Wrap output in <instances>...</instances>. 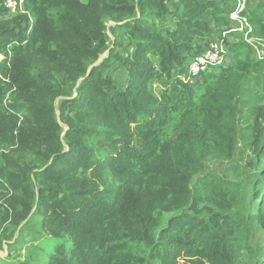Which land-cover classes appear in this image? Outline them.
<instances>
[{
	"label": "trees",
	"instance_id": "16d2710c",
	"mask_svg": "<svg viewBox=\"0 0 264 264\" xmlns=\"http://www.w3.org/2000/svg\"><path fill=\"white\" fill-rule=\"evenodd\" d=\"M233 1L0 0V240L34 227L40 264H264V58L228 33ZM244 15L264 40V0ZM208 36L228 62L185 83ZM237 158L250 174L208 167Z\"/></svg>",
	"mask_w": 264,
	"mask_h": 264
},
{
	"label": "rangeland",
	"instance_id": "374dc122",
	"mask_svg": "<svg viewBox=\"0 0 264 264\" xmlns=\"http://www.w3.org/2000/svg\"><path fill=\"white\" fill-rule=\"evenodd\" d=\"M15 1L17 2L18 5H17L14 12L11 10H7L9 12V14L12 16L13 15L14 16L25 15L27 12V9H26L25 3H24L25 0H23L22 4L19 3V0H15ZM256 1H258V0H245V10H246V6H247V8H252L254 6V2H256ZM30 20L33 21V18L30 17ZM206 20H210V19H208L206 17ZM111 21L112 20H110V19H106V26L108 28V32H107L108 45H107L106 49L103 50V52L101 54V58H104L105 55L107 54V49L109 48L111 41H112L111 32H112V28L114 26V22L112 24ZM166 24L168 26H170L171 28H174L175 27V20L172 19L171 17H169ZM216 39H219V37L208 36V37H205L204 42L207 43V42H210V41H213ZM261 44H262L261 49L264 51V40H261ZM28 55L30 58H32L31 52H29ZM1 60H2V57H0V61ZM153 61L155 63V66L157 68H159L158 63H157V59L154 58ZM226 63H227V61H226ZM40 68H41L40 66L34 67L31 73L33 75H36ZM43 69H41V71ZM52 75L57 79L60 78V76L55 71L52 73ZM125 75H126V73L123 69H118L113 73V78L115 80L116 85L119 88H123V86H124V84L122 83V80H123V77ZM68 87L71 91H73L75 88V84H70V85H68ZM150 87L155 94H157V93L159 94L166 87V79L162 78L159 81L151 83ZM73 93H75V92L73 91ZM233 165L241 166L242 169L244 170V172L247 174H250L252 172V170L248 167V161L247 160L240 161L238 158L232 162H225V163L224 162H220V163L215 162L214 164L209 165L208 167L214 169L216 172H218L222 176H227L229 170L233 167ZM247 180H248L247 182H249L250 178H248ZM249 194H250L249 185H248V183H246L245 195L249 196ZM258 203H259L258 201H256V202L253 201V203H252L253 209L256 208ZM167 217H168V214L164 213L163 214V221ZM23 224H25V222L21 223L18 226V228L9 232L4 239L0 240V264H16L18 262L23 261L25 259V257H27L32 252H35V255H33V256H35L36 260L31 261V264H40L45 260V255L47 254V252L51 251L52 248L54 247V242L51 239H46L43 237H37L36 241H31V237L33 236V233L35 232V228L30 226L29 230L27 231V228L26 229L22 228ZM258 229H259V232L255 231L254 239L252 242L253 245H255L257 247H259V244H263V240H264V228L260 227ZM243 254H245V253H243ZM246 259H249V258H246ZM246 259L242 260L240 264H252V262H250Z\"/></svg>",
	"mask_w": 264,
	"mask_h": 264
},
{
	"label": "built area",
	"instance_id": "2783aa9c",
	"mask_svg": "<svg viewBox=\"0 0 264 264\" xmlns=\"http://www.w3.org/2000/svg\"><path fill=\"white\" fill-rule=\"evenodd\" d=\"M22 2L23 0H19L20 4ZM17 5L15 0H3V6L7 10L14 12ZM245 12V0H235L234 8L226 16V19L233 28L228 33H238L244 42L249 44L254 50L256 60H261L264 58V51L261 49V40L250 36L253 30L244 15ZM222 36L225 37L226 34L223 33ZM226 54V48L221 39L211 41L201 54L194 56L190 60L187 65V72L182 77V80L185 83H192L194 78L199 77L201 73L211 71L210 69L213 67L225 66L226 61L228 62Z\"/></svg>",
	"mask_w": 264,
	"mask_h": 264
}]
</instances>
